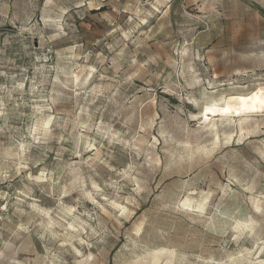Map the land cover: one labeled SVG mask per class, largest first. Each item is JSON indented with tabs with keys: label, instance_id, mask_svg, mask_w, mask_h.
I'll list each match as a JSON object with an SVG mask.
<instances>
[{
	"label": "rangeland",
	"instance_id": "rangeland-1",
	"mask_svg": "<svg viewBox=\"0 0 264 264\" xmlns=\"http://www.w3.org/2000/svg\"><path fill=\"white\" fill-rule=\"evenodd\" d=\"M0 264H264V0H0Z\"/></svg>",
	"mask_w": 264,
	"mask_h": 264
}]
</instances>
